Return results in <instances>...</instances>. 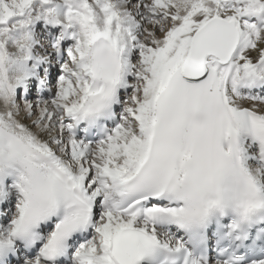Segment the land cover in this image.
I'll return each mask as SVG.
<instances>
[{
  "label": "snow or ice",
  "instance_id": "1",
  "mask_svg": "<svg viewBox=\"0 0 264 264\" xmlns=\"http://www.w3.org/2000/svg\"><path fill=\"white\" fill-rule=\"evenodd\" d=\"M0 264H264V0H0Z\"/></svg>",
  "mask_w": 264,
  "mask_h": 264
}]
</instances>
